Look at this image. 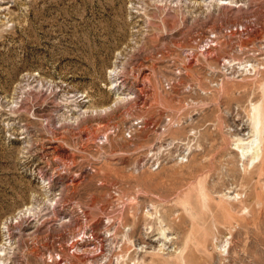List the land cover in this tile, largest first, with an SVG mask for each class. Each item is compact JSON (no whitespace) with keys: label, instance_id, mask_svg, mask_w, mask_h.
Returning a JSON list of instances; mask_svg holds the SVG:
<instances>
[{"label":"rangeland","instance_id":"rangeland-1","mask_svg":"<svg viewBox=\"0 0 264 264\" xmlns=\"http://www.w3.org/2000/svg\"><path fill=\"white\" fill-rule=\"evenodd\" d=\"M0 264H264V0H0Z\"/></svg>","mask_w":264,"mask_h":264},{"label":"bare ground","instance_id":"bare-ground-1","mask_svg":"<svg viewBox=\"0 0 264 264\" xmlns=\"http://www.w3.org/2000/svg\"><path fill=\"white\" fill-rule=\"evenodd\" d=\"M257 120V119H256ZM258 123V122H257ZM254 133H256V132H254ZM260 140V139H259ZM261 141V140H260ZM256 146H258V145H256ZM255 147V146H254ZM259 147H260V144H259ZM252 150V149H251ZM260 150H262L261 148L259 149V151L257 150V152L256 153H253L252 155V162L253 163H255L257 160H259L260 159ZM246 156V153H242V157H245Z\"/></svg>","mask_w":264,"mask_h":264}]
</instances>
